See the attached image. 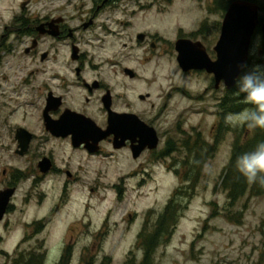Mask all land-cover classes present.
Listing matches in <instances>:
<instances>
[{
	"label": "flooded vegetation",
	"instance_id": "flooded-vegetation-1",
	"mask_svg": "<svg viewBox=\"0 0 264 264\" xmlns=\"http://www.w3.org/2000/svg\"><path fill=\"white\" fill-rule=\"evenodd\" d=\"M124 1L0 0V144H5L0 154V194L13 191L0 225L16 211L15 199L24 188L28 189L26 202L38 199L42 206L48 199L44 187L51 186L58 194L52 216L70 203L75 191L106 189L97 180L95 187L91 186L87 168L94 158L121 166L120 174L127 177L111 189L123 198L128 180L175 154L171 151L175 139L161 131L168 105L156 107L148 103L152 93L139 92L145 83L142 68L171 53L172 42L149 30L139 31L132 17L118 19L119 11H131L127 5L122 8ZM258 5L255 32L262 33L259 55L264 57V3ZM201 30L190 36L181 30L174 51L185 76L206 74L211 78L206 91L209 96L222 86L226 88L225 84L216 87L214 76L184 70L176 49L181 40L201 43L215 61L220 35L212 51L196 40L205 35ZM156 50L163 54L156 57ZM252 50L253 44L250 58ZM138 51L142 52L140 67ZM232 91L226 88L219 109L225 101L232 109ZM171 97L169 93L167 98ZM221 114L222 125L230 114ZM178 132L186 133L181 124ZM196 134L202 135L194 130L191 137ZM173 165L172 169H180L177 163ZM34 226L31 232L33 226L28 225L24 239L42 235L47 229L44 221H36ZM69 234L70 239L85 237L84 231Z\"/></svg>",
	"mask_w": 264,
	"mask_h": 264
},
{
	"label": "rangeland",
	"instance_id": "rangeland-1",
	"mask_svg": "<svg viewBox=\"0 0 264 264\" xmlns=\"http://www.w3.org/2000/svg\"><path fill=\"white\" fill-rule=\"evenodd\" d=\"M218 1L125 0L122 8L127 5L131 11H119L116 15L122 20L132 17L131 21L139 31L149 30L153 35L158 34L172 42L171 53H164L165 56L154 59L142 68L141 80L145 83L139 90L153 94L152 101L148 103H154L156 107L168 105L164 124L161 125L162 133L178 142L183 137V132H178L181 124L189 135L194 134L193 130L200 132L202 139L210 146L214 145L221 133L217 151L205 165L190 204H187L190 184L182 183L175 174L176 168L171 167L174 162L178 168L181 167L185 160L183 152L155 163L152 170L128 180V188L121 200L111 189L120 178L127 177L120 174L118 168L121 166L113 160L94 158L87 168L91 186L94 188L93 183L97 180L106 189L91 193L87 190L75 191L70 203L54 216L51 213L56 207L58 194L51 190V186L44 187L48 199L42 206L38 199L26 202L27 188L17 195L14 203L16 211L0 225V264H17L15 260L21 256L26 258L30 253L42 257V264H58L65 254L66 257L71 256L69 264L141 263L143 252L136 249L140 233L147 221L149 226L154 225L180 187L186 191L180 201L186 204L187 210L183 212L170 241L158 248L154 264L260 263L264 250L261 231L264 195L252 197L248 193L230 207L227 193L222 188V176L237 136L234 131L245 139L252 135L253 129H245V125L232 124L227 119L221 125L222 114L218 105L225 96L226 88L222 86L218 91L206 95L212 85L211 78L206 74L185 76L179 69L174 51L175 40L181 30L190 36L203 27L206 29L205 35L196 40L213 51L224 19V14L219 13L215 6ZM253 1L259 3L258 0ZM161 53L162 50H156L155 56ZM136 55L140 67L142 52L138 51ZM253 64H264V59L257 57L254 47L245 75L252 71ZM169 93H172L171 99L167 98ZM3 146L5 144H0V154L3 153ZM130 215L133 219H130ZM229 217H236L240 222H231ZM8 221L10 223L7 225ZM36 221L46 222V231L42 235L24 239L25 229L28 225L33 226L30 228L33 232ZM77 231H84L85 237L70 239L69 232Z\"/></svg>",
	"mask_w": 264,
	"mask_h": 264
},
{
	"label": "trees",
	"instance_id": "trees-1",
	"mask_svg": "<svg viewBox=\"0 0 264 264\" xmlns=\"http://www.w3.org/2000/svg\"><path fill=\"white\" fill-rule=\"evenodd\" d=\"M230 3L231 2L226 0H219L217 3V9L219 13L224 14L227 11ZM204 31L205 30L203 28L200 33H203ZM244 75L245 73L243 76ZM232 92L234 97V100L231 103L232 109H229L227 101L221 105V111L224 112V115L239 113L245 108L252 107L251 105L243 103L242 96H236L234 94L235 89ZM245 129L249 128L245 125ZM234 134L237 136L232 146L231 158L222 176V188L227 193L230 207H233L248 193L252 197L264 195V187L259 186L260 184L264 183V177L258 176L256 183H247L246 180L236 171L234 166L237 156L243 154L246 151L252 150L258 141L264 140V129H253L252 135H250L247 139L239 136L238 131L236 130L234 131ZM219 137H221V133L218 135L216 140L217 142L213 146L205 143V140L202 139L200 134H196L195 137H191V135L183 133L182 139H180L178 142H171L172 152H183L185 155V160L180 167V170L182 171H175V174L177 177H180L182 183L190 184L188 187V192L190 194L188 197L189 202L187 204H190L191 198L194 196L196 184L198 183L205 165L207 164L210 157H212L217 151L219 146ZM175 163L176 162H174V164ZM181 173L185 174L182 175ZM185 192L186 191H184V189L181 187L175 191L171 200L163 212L159 215L153 226H149V222H146L147 224L145 225L142 233L139 235L136 245V249L142 250L143 252V260L141 263H135V261H132L130 264H154L158 248L170 241L171 237L176 231L183 212L187 210L186 204L180 201V198ZM228 220L236 223L240 222V219H237L236 217H229ZM261 231L264 235V222L262 223ZM68 252L69 251H67V253ZM70 259V254L68 257H66L65 254L59 264H69ZM260 260L261 261L259 264H264V250L261 254ZM15 263L42 264V257L38 256L36 253H30L26 258L21 256L18 260H15Z\"/></svg>",
	"mask_w": 264,
	"mask_h": 264
},
{
	"label": "water",
	"instance_id": "water-1",
	"mask_svg": "<svg viewBox=\"0 0 264 264\" xmlns=\"http://www.w3.org/2000/svg\"><path fill=\"white\" fill-rule=\"evenodd\" d=\"M259 12L260 7L249 1L233 2L225 15L215 48L217 60L210 59L201 43L181 40L176 44L179 65L184 70L206 71L215 76L216 87L224 82L228 90L233 89L234 78L241 76L246 69L253 36L259 24ZM262 31L264 35V26ZM12 195L13 191L0 194V223L4 220Z\"/></svg>",
	"mask_w": 264,
	"mask_h": 264
},
{
	"label": "clouds",
	"instance_id": "clouds-1",
	"mask_svg": "<svg viewBox=\"0 0 264 264\" xmlns=\"http://www.w3.org/2000/svg\"><path fill=\"white\" fill-rule=\"evenodd\" d=\"M264 3V0H258ZM262 33L257 31L253 36V47L260 49ZM264 64H253L252 71L244 76H237L233 81L236 96L243 97V103L252 107L245 108L239 113L230 114L227 120L232 124L246 125L249 129H264ZM236 171L247 183H256L257 177H264V140L256 143L254 148L236 157ZM259 186L264 187V183Z\"/></svg>",
	"mask_w": 264,
	"mask_h": 264
}]
</instances>
